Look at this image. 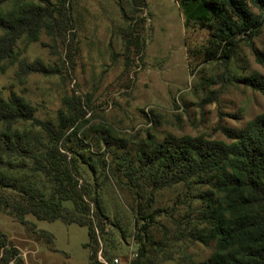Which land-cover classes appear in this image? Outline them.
<instances>
[{"label": "rangeland", "instance_id": "1", "mask_svg": "<svg viewBox=\"0 0 264 264\" xmlns=\"http://www.w3.org/2000/svg\"><path fill=\"white\" fill-rule=\"evenodd\" d=\"M71 2L74 28L56 38L41 32L38 41L20 39L16 60L0 68V92L4 97L19 94L36 108L38 117L51 120L65 108V96L77 98L88 119L81 138L92 153L108 151L97 139L109 135L126 140L132 154L138 143L168 135L228 143L221 128L240 129L264 112V94L240 81L254 74L264 79V62L256 58L257 52L264 53V23L253 41L239 44L228 67L218 61L189 64L186 42L201 43L207 32L186 29L177 0H145L142 8L134 0ZM131 37L142 42V50L132 45L127 49ZM22 58L40 59L52 72L19 78L17 60ZM106 172L111 176L103 185V204L120 229L104 226L105 242L96 228L99 245L93 248L97 259L102 251L107 260L119 256L123 264H131L141 246L134 224L137 192L121 187L111 171ZM198 191L196 185L177 184L154 192L147 211L156 212L148 249L151 258L159 256L158 264L208 263L212 243L203 244L189 234L200 205ZM145 197L148 200L149 194ZM26 221L22 225L0 211V230L18 249L22 264H91L87 227L32 215Z\"/></svg>", "mask_w": 264, "mask_h": 264}, {"label": "trees", "instance_id": "2", "mask_svg": "<svg viewBox=\"0 0 264 264\" xmlns=\"http://www.w3.org/2000/svg\"><path fill=\"white\" fill-rule=\"evenodd\" d=\"M177 1L186 29L207 32L201 43L186 42L189 64L218 61L228 67L239 44L253 41L264 23V0ZM133 4L146 6L145 0ZM73 28L71 0H0V68L16 60L20 39L38 41L41 32L56 38ZM128 43L127 49L143 48L138 38ZM256 58L264 62V53L257 52ZM17 65L19 78L52 72L40 59L22 58ZM240 79L264 94V79L258 74ZM63 100L65 108L51 120L38 117L36 108L19 94L4 97L0 92V211L22 225L32 215L87 227L90 263L103 264L93 248L99 245L96 228L105 242L104 226L120 229L103 204L109 169L121 187L137 192L134 224L141 246L131 264H158L159 256L151 258L148 249L156 212L147 211L154 192L193 184L199 189L195 197L200 205L189 234L203 244L212 243L207 264H264V112L240 129L221 128L228 143L168 135L158 142L138 143L132 154L126 140L109 135L98 137L108 151L97 154L81 138L88 123L85 109L73 96ZM109 244L116 248L111 240ZM0 251V264H22L18 249L1 230Z\"/></svg>", "mask_w": 264, "mask_h": 264}, {"label": "built area", "instance_id": "3", "mask_svg": "<svg viewBox=\"0 0 264 264\" xmlns=\"http://www.w3.org/2000/svg\"><path fill=\"white\" fill-rule=\"evenodd\" d=\"M98 260L103 264H123L119 256H114L111 258V260L105 259L104 255L102 254V251L99 252Z\"/></svg>", "mask_w": 264, "mask_h": 264}]
</instances>
